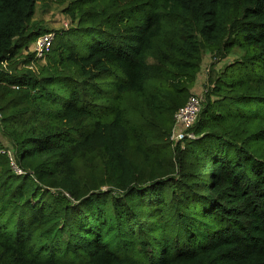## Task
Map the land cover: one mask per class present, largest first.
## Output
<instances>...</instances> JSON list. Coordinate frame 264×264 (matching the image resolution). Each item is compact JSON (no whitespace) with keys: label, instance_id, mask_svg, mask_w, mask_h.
I'll return each instance as SVG.
<instances>
[{"label":"trees","instance_id":"trees-1","mask_svg":"<svg viewBox=\"0 0 264 264\" xmlns=\"http://www.w3.org/2000/svg\"><path fill=\"white\" fill-rule=\"evenodd\" d=\"M0 132V264H264V0H0Z\"/></svg>","mask_w":264,"mask_h":264},{"label":"rangeland","instance_id":"rangeland-1","mask_svg":"<svg viewBox=\"0 0 264 264\" xmlns=\"http://www.w3.org/2000/svg\"><path fill=\"white\" fill-rule=\"evenodd\" d=\"M63 5H57L55 3L44 5L43 2L38 1L36 5L35 12L33 14L32 20L39 23L42 27L48 29V31L58 32L61 29H67V27L74 26L75 23L71 22L67 14L62 10ZM237 51L228 53L225 57L221 59L213 58V55L204 50L202 52V60L200 64V70L196 75V81L192 88V93H204L206 90L205 85L207 83V78L210 73V68L213 67L214 71L217 73L220 69L230 61L237 59ZM42 60L41 62H43ZM18 64V68H19ZM2 134L0 132V140ZM4 143V141H2Z\"/></svg>","mask_w":264,"mask_h":264},{"label":"built area","instance_id":"built-area-1","mask_svg":"<svg viewBox=\"0 0 264 264\" xmlns=\"http://www.w3.org/2000/svg\"><path fill=\"white\" fill-rule=\"evenodd\" d=\"M55 33L52 31L40 34L35 40V51L36 57H43L45 53L50 50L53 42ZM204 101L202 93H191L187 98L185 104L180 106L174 113V124L170 133V139L179 140L183 137H192L193 134L190 132V127L195 123L198 113L201 108V104ZM7 154L10 160V164L14 171L21 173L22 170L17 166L13 158L12 152L7 150Z\"/></svg>","mask_w":264,"mask_h":264},{"label":"clouds","instance_id":"clouds-1","mask_svg":"<svg viewBox=\"0 0 264 264\" xmlns=\"http://www.w3.org/2000/svg\"><path fill=\"white\" fill-rule=\"evenodd\" d=\"M49 32V31H48ZM55 33V32H54ZM204 96V95H203Z\"/></svg>","mask_w":264,"mask_h":264}]
</instances>
